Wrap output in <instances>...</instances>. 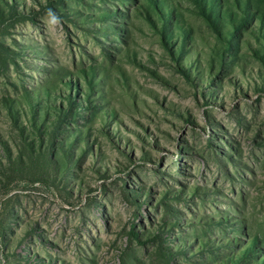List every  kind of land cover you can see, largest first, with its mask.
I'll return each instance as SVG.
<instances>
[{
	"label": "rangeland",
	"instance_id": "1",
	"mask_svg": "<svg viewBox=\"0 0 264 264\" xmlns=\"http://www.w3.org/2000/svg\"><path fill=\"white\" fill-rule=\"evenodd\" d=\"M168 1L174 57L134 1L0 0V264L264 258V6L227 51Z\"/></svg>",
	"mask_w": 264,
	"mask_h": 264
},
{
	"label": "trees",
	"instance_id": "2",
	"mask_svg": "<svg viewBox=\"0 0 264 264\" xmlns=\"http://www.w3.org/2000/svg\"><path fill=\"white\" fill-rule=\"evenodd\" d=\"M134 1L135 0H128ZM144 3L139 5L140 7L136 8L138 13L144 17L155 29L162 40L165 43L166 48L168 49L169 53L174 57V50L171 48L176 42H170L172 39V28L176 27L178 32L180 33L181 37H179V41L181 42V46L185 45L187 36H188V29L183 24V20L181 19V13L175 11L173 12V7L171 1L168 0H143ZM194 3L198 5L199 13L202 17L208 22V24L212 27L215 32V35L220 38L221 36V29L223 28L222 24L224 21L229 23V30L227 38L224 43L225 49L230 51L232 47L236 46L234 43L237 41L238 35L236 34L238 30L248 25L247 20H249L254 15H257L258 10L261 6H264V0H193ZM253 9V10H252ZM236 11H239L236 12ZM113 13L110 14H114ZM121 14V12H119ZM153 14H158L160 16L159 22L156 21ZM241 14V15H240ZM126 16V14H121ZM158 18V17H157ZM258 20L260 22V27L264 25V16H258ZM169 39V40H168ZM170 45V46H169ZM180 54L183 52L181 48L177 50ZM255 54L264 64V54L256 51ZM81 104V103H80ZM60 108V106H59ZM65 113V112H64ZM67 114V111H66ZM62 115V114H61ZM64 118V117H63ZM131 235L137 238V233L134 230H131ZM156 240L155 236L152 238L153 241ZM140 243L144 241L138 240ZM257 241L252 240L248 243V247L245 248L244 251L249 250L251 248H259V245L256 243ZM259 252V251H258ZM264 253V252H262ZM245 255V254H244ZM264 257V254H263ZM242 258V253L239 254V257L235 260V263L239 262ZM264 261V258L260 259V264ZM255 264H258L255 263Z\"/></svg>",
	"mask_w": 264,
	"mask_h": 264
}]
</instances>
